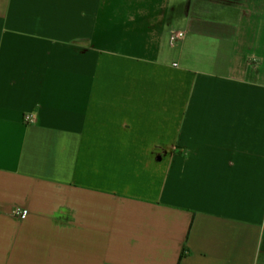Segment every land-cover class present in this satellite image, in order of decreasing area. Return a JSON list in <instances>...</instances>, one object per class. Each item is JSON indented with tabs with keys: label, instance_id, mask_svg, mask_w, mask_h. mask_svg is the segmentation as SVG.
Masks as SVG:
<instances>
[{
	"label": "crops",
	"instance_id": "crops-1",
	"mask_svg": "<svg viewBox=\"0 0 264 264\" xmlns=\"http://www.w3.org/2000/svg\"><path fill=\"white\" fill-rule=\"evenodd\" d=\"M0 264H264V0H0Z\"/></svg>",
	"mask_w": 264,
	"mask_h": 264
},
{
	"label": "rangeland",
	"instance_id": "rangeland-1",
	"mask_svg": "<svg viewBox=\"0 0 264 264\" xmlns=\"http://www.w3.org/2000/svg\"><path fill=\"white\" fill-rule=\"evenodd\" d=\"M177 29L176 30H178L179 28H186V27H188V25L187 24H183V25H181L180 24V22L178 23V24H175L174 25ZM190 28H192L191 29V33L190 34H195V31H194V29L193 28H196V27H191L190 26ZM199 29L201 30L202 29V26H199ZM203 29H206V30H210V33H211V31H214V32H219V30H220V28H218V27H216L215 26V29H210V27L209 26H207V25H204V28ZM175 30V31H176ZM185 31V30H184ZM222 31V30H221ZM186 32V31H185ZM186 34V33H185ZM229 34H231V31H228L227 33H223V35H229ZM203 35H206V34H204V33H202V32H198L197 31V35H196V37H202ZM185 37H187V34H186V36ZM203 39V38H202ZM181 41V40H180ZM180 41H178V42H180ZM177 42V43H178ZM201 44H204V43H202V42H200ZM196 55L195 54H193L192 55V53H191V51H189V52H187V57L188 58H190V60H192L194 57H195Z\"/></svg>",
	"mask_w": 264,
	"mask_h": 264
},
{
	"label": "built area",
	"instance_id": "built-area-1",
	"mask_svg": "<svg viewBox=\"0 0 264 264\" xmlns=\"http://www.w3.org/2000/svg\"><path fill=\"white\" fill-rule=\"evenodd\" d=\"M183 36H185V31L183 30H179V31H175L173 33V36H172V41H177L179 40L180 38H182ZM25 119L28 121V122H32V121H35V117L33 114L29 113L25 116ZM15 212L18 214V215H23V210L22 208H16L15 209Z\"/></svg>",
	"mask_w": 264,
	"mask_h": 264
}]
</instances>
